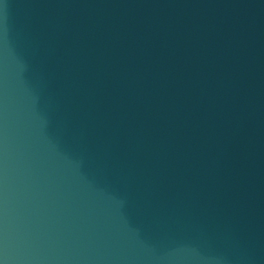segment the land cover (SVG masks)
<instances>
[{
	"label": "water",
	"instance_id": "water-1",
	"mask_svg": "<svg viewBox=\"0 0 264 264\" xmlns=\"http://www.w3.org/2000/svg\"><path fill=\"white\" fill-rule=\"evenodd\" d=\"M0 264H264V0H0Z\"/></svg>",
	"mask_w": 264,
	"mask_h": 264
}]
</instances>
